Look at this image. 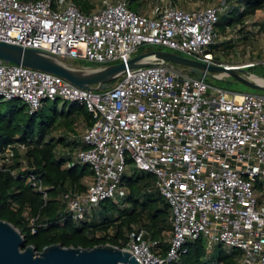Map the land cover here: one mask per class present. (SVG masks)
<instances>
[{"label":"built area","instance_id":"1","mask_svg":"<svg viewBox=\"0 0 264 264\" xmlns=\"http://www.w3.org/2000/svg\"><path fill=\"white\" fill-rule=\"evenodd\" d=\"M220 12L213 5L183 9L169 4L152 16L133 11L127 0H106L84 13L71 0H0V40L44 50L72 66L82 60L89 67L126 63L140 46L153 45L207 65L264 67V46L262 57L235 64L210 52L219 37ZM190 73L153 61L127 69L105 89L89 90L0 60V97L19 99L28 113L45 99L61 98L84 104L91 114L82 136L86 147L75 159L89 165L92 183L62 195L75 221L115 197L128 159L135 170L153 176L169 209V248L160 258L151 250L156 241L132 229L121 248L139 264L176 261L183 245L199 236L207 251L222 244L239 252L238 264H264V209L255 188L256 182L264 183V91L230 92L210 85L205 74ZM25 147L16 145L20 152ZM13 157L14 146H6L0 166ZM29 169L25 163L20 167L21 173L28 170L25 183L47 200V186ZM24 216L35 233L37 217L27 211Z\"/></svg>","mask_w":264,"mask_h":264},{"label":"trees","instance_id":"2","mask_svg":"<svg viewBox=\"0 0 264 264\" xmlns=\"http://www.w3.org/2000/svg\"><path fill=\"white\" fill-rule=\"evenodd\" d=\"M71 1L84 13L93 8L89 0ZM136 1L138 3L133 5ZM229 1L231 0H226L227 7ZM127 2L130 9L141 12L139 0ZM232 5L224 14L220 12L216 25L223 29L239 21L241 17L252 15L263 8L264 0H237L235 5ZM230 44L235 45V42L224 39L220 43L211 44L210 47L218 46L224 49ZM21 102L19 99L5 100L0 97V153L6 146H14V157L11 162H4L0 166V219L16 226L26 240L25 246L32 244L38 251L54 243L74 247H92L97 244L123 247L129 231L135 229L138 232L143 229L146 234L141 238L156 241L151 250L165 259L169 248L166 232L171 230L168 222L169 209L154 183L147 180L151 174L137 170L131 176L123 174L120 184H125L129 188V194L123 200L126 206L121 209L118 203L111 202L112 198L105 199L91 209L90 212L94 214L90 221L85 219L75 221L65 211L62 195L67 191H83L87 188L82 179L91 174L89 165L76 161L64 167L67 157L56 155L53 140H46L45 137L62 114L59 104L66 107V115L79 114L89 125L92 123L91 114L84 104L64 101L61 98L43 100L40 109L33 113L25 111V105ZM20 143L26 146L23 152L16 148ZM83 144L85 148L86 144L84 142ZM130 161L128 159V164ZM23 163L27 168H31L29 170L38 174L47 186V200L42 199L41 193L25 183L24 174L28 170L20 172ZM11 170H15L16 173L12 174ZM255 188L264 192V183L256 182ZM25 211L37 217L35 233L30 232L24 216ZM109 228L114 229L112 235L106 233ZM98 232L104 233L97 236ZM183 249L185 251L180 254L178 260H164L162 264H238L237 250L215 244L207 251L202 236L188 240Z\"/></svg>","mask_w":264,"mask_h":264},{"label":"water","instance_id":"3","mask_svg":"<svg viewBox=\"0 0 264 264\" xmlns=\"http://www.w3.org/2000/svg\"><path fill=\"white\" fill-rule=\"evenodd\" d=\"M0 60L52 73L77 87L89 90L105 89L110 82L121 76L127 69L147 66L156 61L171 68L181 66L191 73L207 76H213L214 72L224 73L248 87L264 91V83L259 84L252 81L245 69L207 65L175 52L161 49L136 54L126 63L75 67L44 50L22 47L0 40ZM25 243L24 236L16 226L0 219V264H139L128 250L112 244L74 247L54 243L46 245L38 251L34 245L25 246Z\"/></svg>","mask_w":264,"mask_h":264},{"label":"rangeland","instance_id":"4","mask_svg":"<svg viewBox=\"0 0 264 264\" xmlns=\"http://www.w3.org/2000/svg\"><path fill=\"white\" fill-rule=\"evenodd\" d=\"M70 0H62V2H69ZM92 3L93 9L100 7L106 0H89ZM141 2V13L148 15H156L158 12L166 5L172 4L178 8L183 9H191V8H202L207 5L218 6L221 9V13L224 14L227 9L231 7V5H235L237 0L229 1V7H227L228 3L226 0H139ZM138 1L133 2V5H136ZM232 5V6H233ZM264 7L258 9L255 13L249 16H243L239 21H235L232 25H229L228 41L235 42V45L230 44L225 50L217 47H209L210 52L219 59H222L226 63L235 64L237 62H246L247 60L262 57L263 55L260 53V47L264 46ZM224 40V39H223ZM216 42V41H215ZM168 50L170 49L153 46V45H143L137 49V52L134 54H141L150 50ZM247 49V50H246ZM186 56L184 54H181ZM187 57V56H186ZM72 63V62H70ZM80 64V65H79ZM79 64L74 63L75 67L92 66L90 63L86 61H79ZM72 65V64H69ZM248 74L253 73L257 76H264V67L256 66L251 68H246ZM245 73V75L247 74ZM247 74V75H248ZM224 79L214 78L212 76H206V81L216 87L223 88L230 92H261L263 90L254 89L248 87L240 82H237L232 77L228 75H223ZM264 78V77H262ZM22 103V102H21ZM27 111L26 107L24 109ZM128 173V172H127ZM129 174V173H128ZM115 194V197L110 199L111 202L118 203L120 197V191L124 190L125 187L123 184L120 185ZM256 197L259 202V208L264 209V192L260 190H256ZM120 208L123 206L120 203ZM122 206V207H121ZM126 206V205H125ZM113 233L114 229H110ZM100 234V233H99Z\"/></svg>","mask_w":264,"mask_h":264},{"label":"crops","instance_id":"5","mask_svg":"<svg viewBox=\"0 0 264 264\" xmlns=\"http://www.w3.org/2000/svg\"><path fill=\"white\" fill-rule=\"evenodd\" d=\"M216 32L218 34V39H216V42L220 43L223 41L222 36H226L228 33V27L226 26L224 29L220 25H216ZM224 48L223 50H225ZM59 110L62 113L61 116L59 117L57 123L52 127V129L49 131V133L46 135V140L47 139H52L55 147H54V152L56 155L59 156H66L67 159L64 162V167L70 166L73 162H76L77 160L75 159V154L77 150L83 148V142H82V136L89 126L87 120L79 115V114H69L66 115L65 111L67 110L66 107H63L62 104H59ZM135 171L134 167L131 164H128L127 169L125 170L124 174L131 176L133 172ZM129 174H128V173ZM92 176L91 174L86 175L83 177L82 182L88 186L92 183ZM147 180H150L152 183H154V178L151 175ZM121 185V184H120ZM119 185L118 189L121 188ZM125 189L120 191V197L118 201V206L119 203L122 204V206H125L124 203V197L129 194V188L127 185L123 184ZM117 189V190H118ZM117 192V191H116ZM121 206V207H122ZM120 207V206H119ZM95 210V209H94ZM169 212V211H168ZM93 212H89L86 215L85 220L90 221L93 217ZM134 227L136 228L137 225ZM138 228V227H137ZM109 228L106 233L108 235H112L113 233ZM139 232L140 237H142L146 232L141 229ZM100 233V234H99ZM104 232H98L96 235H103ZM126 233V232H125ZM125 238H126V234ZM166 237L169 240L170 238V231L166 232Z\"/></svg>","mask_w":264,"mask_h":264},{"label":"bare ground","instance_id":"6","mask_svg":"<svg viewBox=\"0 0 264 264\" xmlns=\"http://www.w3.org/2000/svg\"><path fill=\"white\" fill-rule=\"evenodd\" d=\"M248 77H249L252 81H254V82H256V83H259V84L264 83L263 78L260 77V76L249 74Z\"/></svg>","mask_w":264,"mask_h":264}]
</instances>
